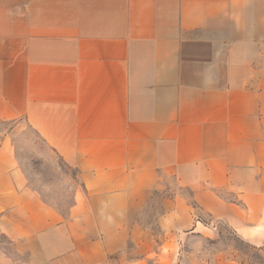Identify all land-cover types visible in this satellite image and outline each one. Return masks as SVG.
<instances>
[{"label":"crops","instance_id":"obj_1","mask_svg":"<svg viewBox=\"0 0 264 264\" xmlns=\"http://www.w3.org/2000/svg\"><path fill=\"white\" fill-rule=\"evenodd\" d=\"M30 133L37 161L76 173L72 218L32 185ZM224 227L259 256L220 249ZM5 244L54 264H264V0H0L12 264Z\"/></svg>","mask_w":264,"mask_h":264},{"label":"rangeland","instance_id":"obj_2","mask_svg":"<svg viewBox=\"0 0 264 264\" xmlns=\"http://www.w3.org/2000/svg\"><path fill=\"white\" fill-rule=\"evenodd\" d=\"M38 142L36 135L30 133L25 137L20 148L21 158L26 170L30 174L32 185L42 194L50 205L60 210L64 217L68 219L72 218L70 210L76 202V194L80 191L76 173L53 155L47 156V154H45V156L48 157L46 161H37L36 158H34L36 154L34 145L38 144ZM39 147L43 152L42 154H44L45 148L43 146ZM131 218L130 216L129 219ZM95 232L96 229H94L91 234L95 235ZM222 235L223 239L219 247L223 251L227 252L230 248H236L244 255L253 258L259 256L256 251L237 240L228 228H222ZM207 245L208 244H205L206 250H208L206 255L209 257L212 255V246L208 248ZM3 247L7 259H9L12 264H54L53 260L50 258H40L35 248L20 251L12 244H5ZM136 259H138V257L135 253H128L125 260L122 261L128 262ZM179 259L180 255L175 256L174 264H180ZM146 261V264H164V262L156 263V261L152 259Z\"/></svg>","mask_w":264,"mask_h":264}]
</instances>
